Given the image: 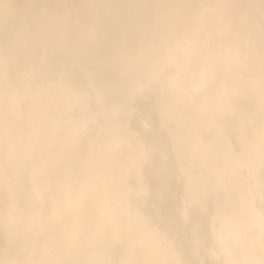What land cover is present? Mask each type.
I'll use <instances>...</instances> for the list:
<instances>
[{
    "label": "bare ground",
    "instance_id": "obj_1",
    "mask_svg": "<svg viewBox=\"0 0 264 264\" xmlns=\"http://www.w3.org/2000/svg\"><path fill=\"white\" fill-rule=\"evenodd\" d=\"M11 3V17L0 14V110L9 43L21 68L31 50V63L44 79L33 84L35 102L17 110L7 129L0 124V260L167 261L173 256L166 245L174 246L178 235L187 264H260L264 76L259 0ZM200 4L255 7L214 11L195 7ZM21 26L22 42L17 40ZM129 56L135 72H117ZM64 64L85 67L79 82L121 109L118 124L108 109L100 112L115 135L75 131V99L54 75ZM151 64L160 66L158 75L151 74ZM164 108L174 136L161 130ZM89 120L81 116L79 127ZM162 140L171 175L162 172L157 179L168 192L164 199L138 200L129 180L135 183L145 168L140 149ZM117 152L128 166L118 189L104 193L101 173ZM50 175L57 178L55 187ZM153 237L163 243L146 246Z\"/></svg>",
    "mask_w": 264,
    "mask_h": 264
},
{
    "label": "snow or ice",
    "instance_id": "obj_2",
    "mask_svg": "<svg viewBox=\"0 0 264 264\" xmlns=\"http://www.w3.org/2000/svg\"><path fill=\"white\" fill-rule=\"evenodd\" d=\"M38 8H43L47 6L38 5ZM195 7L208 8L212 10H222V9H238V8H253L255 5L247 4H200ZM259 8L261 13V35H262V46H261V65H262V76H264V0H259ZM15 5L11 3V0H0V14L3 15L5 20H8L13 11ZM222 19V17H220ZM227 31L232 30V24L229 23L226 29ZM251 25L249 26V34L251 33ZM237 39H239V32L235 33ZM6 40L8 39L6 34ZM17 40L23 41V28H17ZM141 57H135V62H140ZM23 67L21 68V62L17 60L15 63L12 60V45L9 43V51L5 56L3 65V108L0 110V124H2L6 129L10 125V120L13 114L20 109H23L26 103H34V98L32 96V89L34 83H39L44 77L38 72V70L31 63V50L29 49L27 54L23 57ZM82 71H87V69L80 65L64 64L54 73L57 78V83L59 86L63 87L65 93L75 99V112H76V127L75 131H98L100 135L108 134L115 135L114 129L109 128L105 119L101 118L100 112L102 108H106L110 111V119L113 124H118L122 118V111L119 107L112 104V100L109 96L103 92L97 91L95 94L89 88L84 87L78 80V73ZM126 71L130 75L135 72L134 60L131 56L128 57L126 61H122L121 65L118 66L117 72ZM160 71V66L158 64L150 65V72L152 75H158ZM138 89H131L130 93L138 92ZM164 116L161 119V130L166 132L168 136L175 135V129L169 123V113L166 108L163 109ZM87 116L90 117L88 125L85 128L79 127L80 117ZM185 134L190 135V129L185 127ZM7 135V133H6ZM99 139V136L97 137ZM166 141L162 140L161 143L153 147H141L139 156L141 161H143L145 168L140 171L137 175L136 182L133 183L129 180V185L131 186L133 192L135 193L138 200L147 201L148 198L155 195L157 198L164 199L168 192L167 187L162 186L158 183L159 175L167 173L171 175V170L167 166V156H166ZM111 148V144L109 145ZM120 153H114L113 165L109 168L102 170V176L104 177L102 191L115 192L120 184V177L122 174V169L127 167V161L120 158ZM237 153L234 152V157ZM118 165V166H117ZM38 171L43 170V165H37ZM147 169V170H145ZM251 174V172H250ZM49 179L55 187L57 185V178L55 175H50ZM214 183L209 182V186ZM259 191L261 194V204L264 205V130H262L261 135V156H260V174H259ZM118 204L123 203V199H117ZM108 215H115V213L110 209H105ZM130 214V212H129ZM184 217L187 218L188 211L185 210L183 213ZM143 223V222H142ZM260 225H261V240L264 244V209L260 212ZM144 229L148 231V225L144 224ZM163 241L158 238L153 237L151 241L146 242V246ZM183 244L179 236L175 237V245H166V251L173 258L167 261H143V262H132V261H102L98 264H187V262L181 259ZM225 253H229V249L225 247ZM0 264H74L71 261H37V260H16L7 261L0 260ZM226 264H246L244 261L240 260H230ZM260 264H264V260H261Z\"/></svg>",
    "mask_w": 264,
    "mask_h": 264
}]
</instances>
